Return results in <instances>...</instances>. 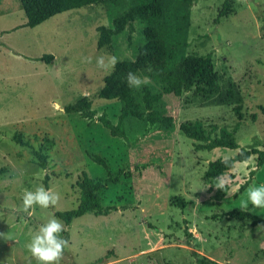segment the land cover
<instances>
[{"label": "rangeland", "instance_id": "obj_1", "mask_svg": "<svg viewBox=\"0 0 264 264\" xmlns=\"http://www.w3.org/2000/svg\"><path fill=\"white\" fill-rule=\"evenodd\" d=\"M140 1L105 0L30 27L23 26L20 0H0V264H37L26 245L53 215L68 241L60 264H264V208L244 209L261 218L256 222L225 215L242 210L249 186L264 184V164L257 167L254 154L219 178L205 176L212 160L234 157L242 147L264 149V0H234V11L219 22L224 0H164L157 26L173 57L164 67L150 61L138 69L151 84L100 98L109 74L96 58L135 60L148 44L150 22L136 17L102 49L98 27L105 19L113 27L115 17ZM191 53L212 55L218 92L184 89L181 63ZM44 54L54 58L40 59ZM229 90L234 97L222 102ZM84 95L113 123L123 115L127 137L64 110ZM196 120L213 137L222 127L237 128L240 146L197 149L207 141L180 129ZM35 151L47 156L45 168ZM83 171L107 182L100 203L117 209L89 211L67 224L54 212L79 205ZM221 181L224 190L216 187ZM41 185L60 199L48 209L33 206L29 215L22 194ZM176 196L186 207L176 205Z\"/></svg>", "mask_w": 264, "mask_h": 264}, {"label": "trees", "instance_id": "obj_2", "mask_svg": "<svg viewBox=\"0 0 264 264\" xmlns=\"http://www.w3.org/2000/svg\"><path fill=\"white\" fill-rule=\"evenodd\" d=\"M23 6L27 21L23 26L35 27L43 23L52 16L75 8H80L92 4L101 3L105 0H20ZM234 0H224L222 7L218 11L216 22L222 17L228 16L234 11ZM165 14L164 0H141L136 6L129 11L122 13L114 18L113 27H98L97 46L102 49L109 45L113 36L122 33L128 25H132L136 17L146 19L150 22L146 28V34L149 38L148 44L142 48L140 54L135 60H125L116 64L115 70L107 75L104 79V85L99 90L98 96L106 99H118L122 93L129 87L125 81L126 74L129 71L136 73L139 68L145 67L150 61L159 67H164L167 61L173 57L172 51H169L165 40L162 38L157 26L159 19ZM53 54H44L40 57L47 62H51ZM183 87L186 91L195 88L198 93H215L219 91V74L215 70V64L212 55L191 53L183 58L181 63ZM234 97L231 90L220 99L222 102H228ZM260 110L264 114V104L260 105ZM67 113H79L81 117L89 121L99 120L103 123L114 136L127 137L124 116L119 117L117 124L107 116L106 113L97 114V110L92 106V100L84 95L77 101L65 106ZM239 113L238 109H235ZM180 129L190 138L200 141H207L206 144H196L197 149H214L216 147L238 148L240 145L236 138L237 128H220V135L212 136L206 129L201 120L194 122L182 123ZM214 129H218L214 126ZM19 142L25 144L24 140L19 138ZM36 156L42 167H46L47 156L39 151H35ZM256 154V165L260 167L264 164V149L242 147L237 155L230 158H219L209 162V167L205 172L207 178H219L227 170L232 169L236 162L249 160L252 155ZM96 160L103 165H107L101 157ZM48 178V177H47ZM46 178V179H47ZM117 177L114 178L116 182ZM48 187V182L45 180ZM77 185L80 188V203L77 207L70 210H56L54 213L57 217L70 224L74 218L84 215L86 212L94 211L96 214H106L111 210L117 209L114 205L103 206L100 203V192L107 186V182H101L92 178L87 171H83ZM248 182L240 187L244 191ZM187 201L182 196H176V205L186 207ZM225 215L238 219L252 218L254 222L261 218L249 210H230ZM205 264H210L201 259ZM206 261V262H205Z\"/></svg>", "mask_w": 264, "mask_h": 264}, {"label": "clouds", "instance_id": "obj_3", "mask_svg": "<svg viewBox=\"0 0 264 264\" xmlns=\"http://www.w3.org/2000/svg\"><path fill=\"white\" fill-rule=\"evenodd\" d=\"M103 26H108V21L105 19L102 22ZM91 62V57L85 58ZM118 58L115 55H101L96 58L98 68L104 70L107 74H111L115 70L118 63ZM125 81L129 87L139 88L141 85H149L152 83L148 76H138L132 71L126 74ZM225 182L221 181L217 184V189L224 190ZM226 196H232L234 191H226ZM247 199L241 200L240 208L247 209L249 203L254 208H264V184L251 185L246 191ZM60 196L51 189L45 188L43 185L37 187L35 191L25 190L22 194V211L31 215L33 206L38 205L42 209H48L57 205ZM65 231L64 224L51 216L47 221L41 224L35 234L31 237L30 242L26 245L32 258L37 261V264H60L63 258V253L67 239L60 234Z\"/></svg>", "mask_w": 264, "mask_h": 264}, {"label": "water", "instance_id": "obj_4", "mask_svg": "<svg viewBox=\"0 0 264 264\" xmlns=\"http://www.w3.org/2000/svg\"><path fill=\"white\" fill-rule=\"evenodd\" d=\"M158 229V228H157Z\"/></svg>", "mask_w": 264, "mask_h": 264}]
</instances>
